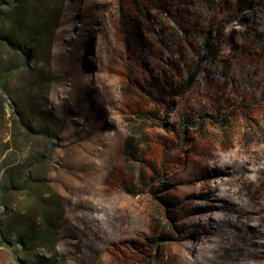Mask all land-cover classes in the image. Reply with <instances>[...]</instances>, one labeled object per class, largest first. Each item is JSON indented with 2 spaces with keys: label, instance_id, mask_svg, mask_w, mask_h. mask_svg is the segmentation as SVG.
I'll return each instance as SVG.
<instances>
[{
  "label": "rangeland",
  "instance_id": "374dc122",
  "mask_svg": "<svg viewBox=\"0 0 264 264\" xmlns=\"http://www.w3.org/2000/svg\"><path fill=\"white\" fill-rule=\"evenodd\" d=\"M10 1L0 0V9ZM119 4L129 13L126 28ZM27 12L21 41L57 21L49 63L33 66H44L51 81L29 91L27 70L13 71L9 99L50 136L11 138L6 114L0 141L10 148L0 166L27 163L33 182L0 203L39 230L32 195L48 191L58 220L54 238L35 240L29 257L16 236H5L0 264H18L12 250L23 264H264V0H28ZM18 57L0 41V70ZM189 75L183 94L145 91L151 79ZM137 112L146 119L135 125ZM224 114L220 129L213 117ZM126 140L137 145V160L123 152ZM140 173L175 205L143 188ZM4 211L0 204L3 224Z\"/></svg>",
  "mask_w": 264,
  "mask_h": 264
},
{
  "label": "trees",
  "instance_id": "16d2710c",
  "mask_svg": "<svg viewBox=\"0 0 264 264\" xmlns=\"http://www.w3.org/2000/svg\"><path fill=\"white\" fill-rule=\"evenodd\" d=\"M136 1L137 0H129L130 4ZM27 11L28 0H11L6 4L5 9H0V20L9 21V27H0V41L5 44L12 52H15V54L17 53L19 56V61L17 62V64L9 67H3L0 70V128H6V124L9 122V119L6 118V114H9V116L12 117L10 121L11 138L18 136L23 139H27L29 137L48 139L50 136L48 129L44 125H38L34 123L33 120L25 117V112L22 108V105L15 100L13 101L9 99L10 93L7 87L8 80L10 79L13 71L19 70L20 68H25L31 78L30 83H28L27 85V89L29 91H37L36 89L41 90L44 86H49V83L51 81L52 75L46 70L44 66H42L43 63H41L42 67L38 68V70L33 68V66L41 61L44 57L45 61L49 63V44L51 42L53 32L56 28L57 21L54 20V23H43L39 29L35 27L32 28V30L29 29V32L25 36V40L21 41L19 38L22 34H24L23 32L25 31L24 23L26 20V14L28 13ZM127 16L129 17V13H127V11H125V9H123V7L119 4V19L121 22H123L124 28H126V23L128 22ZM143 18L146 22V25L148 26L150 24L151 18L153 17L148 11L145 10ZM136 21L137 20H134L133 25L136 23ZM130 24L132 27L131 22ZM251 25L252 24L248 25L249 28L247 30L253 29ZM134 26L135 28H138L136 27V25ZM134 26L132 27L133 29ZM149 30H152V32L154 31L152 27ZM158 33L162 35L163 39L165 38V35L163 34V31L161 29H159ZM158 33L156 32V34ZM131 47V44H127L126 51H128V53H135L134 48ZM165 48L169 51L173 50L172 46H168ZM165 48H162V50L165 51ZM139 49H141L143 53L147 54L148 52L147 45L140 43ZM45 52L47 53L44 54ZM238 64L240 67L242 66L239 61ZM192 80L193 77L190 75L186 78L171 77L163 80L162 82L159 79H151L150 81L145 82L144 86L147 94L154 93L158 95L163 94L166 96H172L176 94L180 95L187 91L192 84ZM135 85L138 89L141 88L140 86H138V84ZM29 110L31 111V113H33V105L29 106ZM228 112L231 113L230 111ZM150 114L153 113L150 112ZM227 117H229V114L220 115L218 119L213 117V119L216 121L214 122L215 126H218L221 129L222 126L226 122H228ZM145 119L146 117L143 113L141 114L140 112H137L134 116L133 124L137 125L138 123L145 122ZM187 120L188 119H186L185 122H188ZM5 147H9V142L2 143V141H0V152L2 151V148ZM53 148L54 146L51 147L50 150H48L47 154L45 155V160L49 159V155ZM123 152L129 155L133 160H137L136 158H139L138 156H140L137 145L135 143L133 144L131 140H126L124 142ZM42 158L44 157H40V159ZM6 164H8L7 159L3 160L0 166V168L5 167V169L3 170V176L7 183V185L3 186V189L1 190L0 200L2 196L9 190H14L17 188H27V184H32L33 182L31 174L28 170L29 164L25 163L21 166L17 164L8 166ZM21 167H23L25 171H23ZM16 169H21L23 172V174L21 172L20 180H17L18 173L15 172ZM214 171L219 172L218 169H214ZM218 172H214V174ZM205 173L212 174V172L208 171H205ZM139 176L140 177H138V179L142 181L143 188L147 189L155 198L161 200L166 206L168 205V203H171L164 200L163 197L156 195V190H151V185L146 182V179L143 178L142 173H140ZM14 181L20 182V185ZM162 186L164 187V189L167 188L165 187L166 184H163ZM130 192L133 195H138L140 193H143L144 191H142L141 189L139 191L132 190ZM47 193L48 191H39L32 195V197H34V201L39 206L38 217L42 221L41 229L39 230L36 229L35 222L26 223L31 220L30 216H27V219L20 221L22 219L20 215L14 213L13 209L6 208L4 202L0 203L5 210L3 212V215L5 217L4 224L0 221V245H2L4 241L7 242V240L3 239L5 236H16L18 240L16 243L17 246L23 251V253H25L27 257H29L26 253L35 240H38L39 238L44 239L47 236H49V238H54L56 224L55 222L58 220V216L56 217V213H54L51 199L46 195ZM174 205V203H171V206ZM166 213L168 217L172 219L168 211H166ZM156 247L158 248V245H156L155 248ZM12 253L14 260L18 264H23V260L18 257L16 251L12 250ZM145 264H149V262L145 261Z\"/></svg>",
  "mask_w": 264,
  "mask_h": 264
}]
</instances>
